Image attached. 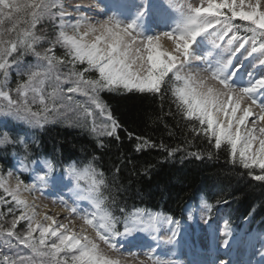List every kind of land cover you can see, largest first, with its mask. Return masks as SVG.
<instances>
[{
	"label": "snow or ice",
	"instance_id": "6c2138e0",
	"mask_svg": "<svg viewBox=\"0 0 264 264\" xmlns=\"http://www.w3.org/2000/svg\"><path fill=\"white\" fill-rule=\"evenodd\" d=\"M173 10L178 12V19L171 30L144 38L135 30V21L123 24L109 17L92 22L81 13L79 5L72 9L78 14L73 19L64 10L61 0H0V114L15 116L33 127L58 120L87 127L95 108L105 120L99 125L93 120L90 131L97 137L119 139L120 124L100 98L101 92H136L159 96L161 100L165 93H170L176 115L188 122L189 132L203 136L216 150L226 145L228 159L234 166L247 170L256 181H264V100L257 99L258 93H264V75L253 80L250 72V79L241 85L235 80L236 71H228L232 57L246 43L252 45L247 56L259 52L264 57V0H200L198 6L185 0ZM236 20L244 23L236 24ZM45 22H52L56 29L50 38L37 31V25ZM217 26L215 37L221 41L229 32L236 33L241 28L248 35L227 57L223 52L215 56V50L221 48L215 40L211 50L198 54L199 38ZM162 38L173 44L171 50L162 47ZM236 38L234 35L233 39ZM233 39L228 41L229 45ZM42 43L49 47L38 50ZM56 45L64 49L63 58L51 54ZM29 53L45 63L27 69V78L17 83V98H13L12 89L8 88L10 69L16 66L19 75L20 57ZM193 60L205 67L193 66ZM257 64L264 67V58H259ZM65 65L69 67L61 73L60 68ZM93 72L98 74L94 78L90 75ZM209 80L220 87L209 84ZM65 85H68L66 92ZM46 86L50 88L47 93ZM77 93L85 100H76L73 94ZM33 104L39 105L38 111H33ZM69 113H74L72 120H68ZM249 122L252 127H247ZM131 135L129 133L130 138ZM136 139L137 151L155 146L148 139ZM14 143L27 150L26 142L13 141L7 130L0 135V146ZM173 155L174 151H170L169 156ZM44 167L46 174L36 176L41 184H47V173L53 171L54 165L45 161ZM255 169H259L260 174H254ZM19 171H29L23 161ZM65 171L75 181L72 189L75 200H86L93 209L81 214L73 204L69 213L78 216L94 235L83 230L77 232L70 224L57 223L50 215L37 219L34 208L21 198L22 193L35 190L36 184H27L17 175L13 186L0 175V206H15H9L7 213L0 211V237L5 238L10 249L15 247L10 243V238H14L28 252L27 255L17 252L13 256L0 253V264H121L119 255L136 253L131 248L125 252L118 246L119 237H130L138 231L159 233L165 224L171 232L165 243H173V238L178 236L180 221L139 209L124 217L123 232L119 231V221L107 207L103 192L107 186L105 175L97 170L94 161L82 167L71 164ZM82 181L86 187L81 185ZM201 203V218L207 224L212 219V205L206 201ZM17 210L20 215H15ZM6 215L12 216L7 227ZM193 218V211H189L188 219ZM20 221H27V227L17 233L15 229ZM224 223L222 231L227 238L222 246L227 247L231 229L227 221ZM37 232L38 235H33ZM145 255L152 258L150 253ZM153 264L165 262L156 259ZM218 264H226V261Z\"/></svg>",
	"mask_w": 264,
	"mask_h": 264
},
{
	"label": "trees",
	"instance_id": "16d2710c",
	"mask_svg": "<svg viewBox=\"0 0 264 264\" xmlns=\"http://www.w3.org/2000/svg\"><path fill=\"white\" fill-rule=\"evenodd\" d=\"M47 24L41 30L50 38L56 30ZM41 30L38 26V33ZM29 57H20V64ZM17 70L14 66L8 77L12 91L18 82L23 83ZM100 98L120 124L119 139L97 137L88 127L48 123L30 128L18 121L0 119V135L7 130L13 141L24 140L27 145L26 151L18 143L0 146V175L5 176L21 161H51L54 169L63 170L93 160L105 175L107 207L118 220L137 209L180 220L188 208L206 201L212 205L211 213L223 208L227 223L239 225L247 220L248 227L254 225L264 232V181H256L247 170L234 166L226 145L216 150L203 136L189 132L188 122L176 115L170 93L161 100L151 94L103 91ZM137 137L155 146L137 151ZM100 143L104 146L99 147ZM170 151H174L173 156H169ZM254 174L260 172L254 170ZM19 176L26 183L27 179ZM0 211L7 213L2 206ZM5 218L11 220L12 216Z\"/></svg>",
	"mask_w": 264,
	"mask_h": 264
},
{
	"label": "rangeland",
	"instance_id": "374dc122",
	"mask_svg": "<svg viewBox=\"0 0 264 264\" xmlns=\"http://www.w3.org/2000/svg\"><path fill=\"white\" fill-rule=\"evenodd\" d=\"M84 1H86V0H82V2H84ZM87 1L89 2V5H90L91 0H87ZM137 1L142 3V0H137ZM170 1H172L177 7L181 4H184L181 0H170ZM198 1H200V0H198ZM192 2H193V4L196 3V1H192ZM94 3L96 4L97 7H100L96 1ZM72 9L73 8L66 7L64 5V10L66 12H69L71 15V18L74 19L76 17L75 15H78V14L73 12ZM83 14L85 15V13H83ZM176 15L178 16V12H176ZM47 23H50L51 26L53 27L52 22H45L41 25H37V27L39 26L40 30H41V28H43L45 30L46 29L45 26L48 25ZM57 23H58V21H57ZM234 23L242 24L244 22L236 20V21H234ZM8 26H10V25H8ZM218 30H219V26H218ZM218 30H217V28L213 29L212 30L213 34H215V31H218ZM41 32H42V30H41ZM238 33L246 34L243 31V29L241 28L239 30V32H236V33L229 32L228 35L225 36L222 41L218 40L216 38L214 40H216V44L221 45V49L225 48V52L229 53V51H234L235 48L238 47L239 44L241 42H243V40L245 39V38L239 36ZM234 35L237 37L236 39H233ZM246 35H248V34H246ZM211 36L212 35H210L208 37L211 39ZM230 39H233L232 45L228 44V41ZM42 44H44V43H42ZM41 45H38V50L42 51L44 48L41 47ZM210 45L212 46V44L208 43V46H210ZM251 47H252V45L250 42L246 43L244 48L236 53L237 61L239 62L238 65L245 66L246 68H249V65L251 67H253L254 64H257V61L259 58H264V57H261V54L259 52L254 53L250 57L247 56V53L251 49ZM55 48H57L61 51L53 50V52L51 54L63 58L64 49H62L59 45H56ZM29 55H30V57H29L28 61L24 62V63H28V64L24 65V63H21L19 66L20 76L22 77V81L26 80L27 76L25 73L29 67H34L38 63L39 64L45 63L43 61H38L37 58L34 57L32 54L29 53ZM236 65H237V62L235 63L234 66H236ZM68 67L69 66H67V65L62 66L60 68V72L61 73L65 72ZM78 67L83 68V67H85V65H79ZM13 68H14V66L10 70H12ZM234 70H236V69L230 70L229 73H231ZM90 75L94 78L98 74L93 72ZM259 77L260 76L257 75L256 77H254V79L259 78ZM9 85H10V83H9ZM12 87H14V85ZM64 87H65V92H66L68 85H65ZM48 91H50V88H48L46 86L45 92L47 93ZM11 95L13 98H17L15 90L11 92ZM73 95H74V98L76 100H80V101L85 100V98L83 96L79 95L78 93L73 94ZM260 95H261L260 98L263 99L264 93H260L259 96ZM32 108H33V111H38L39 105L33 104ZM92 110L95 113V115L93 117L88 118V126H87L88 128H91L93 120L96 121L97 125L103 123L105 120V116L101 115L98 109L92 108ZM73 118H74V113H69L68 114V120H72ZM0 119H9L11 121H18L24 125L29 126L30 128H40V127H33L32 125L28 124L25 120L18 119L15 116H11V115L0 114ZM50 123H58L61 125H70V124L64 122L63 120H58L56 122H50ZM252 126L253 125L251 124V122H249L248 127H252ZM24 164L29 169L28 172L30 173V178H31L29 180H32V181H29L28 184L35 183L36 189L32 190L30 192L22 193L21 198L26 200L27 203L34 208V210L37 213V219H41L44 215H50L53 218L58 219L60 221V222L57 221V223L70 224L71 227H73V224L75 222H78L84 228L85 233L87 232L90 236L94 235L92 233L91 229L87 228L83 224L82 220L80 218H78V216L71 215L69 213V208L72 207L73 204H75L78 207L81 214H83L85 211L91 212L93 210L86 200H80V201L75 200V198H74L75 193H74V191H72V189L74 188L75 181L72 179V177L68 176L66 174L65 170L62 172H60V171H58L57 173L55 172V174L51 172V173H47V175H48L47 176V184H41V182L36 180V176L46 174L44 162H33L30 164H28V163H24ZM19 165H20V162H18V165L16 167V171L12 172L11 176H9V173L4 176L7 179L9 185H13V186L15 185L16 176L18 175L17 171H19ZM255 171H259V169H255ZM81 185L83 187H86V184L83 181L81 182ZM61 200H63L65 203L62 204L60 202ZM65 205H67V207ZM6 206L7 205L2 206V208L7 210L8 207H6ZM9 206L15 207L14 205H9ZM201 208H202V203L200 202L193 209L187 211V215H188L189 211H193L194 218L192 220H189L188 216H187V218L184 222L183 221L180 222V228L178 231V236L173 238V240H174L173 244L164 242V241H166V239L169 236H171V232L168 230L169 226L167 224H165V225H163V227L159 233H156L154 231L153 232L138 231V232L133 233V235L130 237H119L117 239L118 246L125 245L124 247L127 249L128 248L139 249V247H142V246H150L151 243L154 244L156 242V240L161 238L163 240L161 241L158 253H159V255H161L160 258L169 260V259H171V255L173 254L172 252L174 251L175 246L178 245L177 243L181 244L183 247H185V251L188 250L189 252L191 250L196 249L197 243L209 242L213 239H214V243L216 245H218V243L220 242V240L222 238L219 236V234L223 233L222 229H224V227H225V223L221 217L223 215V208L218 207L216 209V211L214 212V215H212V219L207 224H205L204 220L201 218ZM55 211L64 212L65 214H64V216L58 217L60 213L55 212ZM15 214L20 215V211L17 210L15 212ZM8 221H10V220L5 218L4 222L6 224L5 225L6 227L8 226V224H7ZM42 222L45 224L48 223V221H42ZM26 227H27V221H20L18 223L15 231L17 233H22L26 229ZM173 227H175V226H173ZM74 229L77 232L81 231L80 228H74ZM182 232H184L186 235H183ZM239 234L242 235L241 239H244L246 241V243L256 242L259 244L258 246H255V251H256L255 255H259V253H258L259 250L262 253H264V236L260 237V240L257 241L256 237L253 236V234H254L253 232L244 233L241 230L239 233H236V232H233L231 229V236L233 235V237H235V236H238ZM33 235H38V232L34 233ZM10 243L12 245H15V247L10 249L5 244V238L0 237V253L7 254L9 256H13L14 253H17V252H19L20 254H23V255L28 254L27 250L24 249L22 245H18L14 238H10ZM128 243H132V245H126ZM166 245H170V248H171V251H169L168 255L166 254V248H165ZM101 247H105V246L103 244H101ZM136 252L139 253L138 251H136ZM147 252L151 253L152 250L147 251ZM139 254H138L139 258H131L128 256H120V255L118 258L120 259L121 264H126L125 262L131 263V264L132 263L133 264H145V263L146 264H153V261L156 259L154 256H152V258L149 259V256H147V255L142 256V253H139ZM151 254H153V253H151ZM113 255H115V253H113ZM0 258H2V257H0ZM142 259L145 260V263H142Z\"/></svg>",
	"mask_w": 264,
	"mask_h": 264
},
{
	"label": "bare ground",
	"instance_id": "6f19581e",
	"mask_svg": "<svg viewBox=\"0 0 264 264\" xmlns=\"http://www.w3.org/2000/svg\"><path fill=\"white\" fill-rule=\"evenodd\" d=\"M121 1L122 2H126V4L130 3V2H127L126 0H121ZM61 2L66 7H70V8H74L77 5L81 6V13L82 14L85 13L87 18L90 21H92V22H96L98 20H102V19H107L109 17H113V15L108 16V14H106L105 11H103L104 9L101 10V8H93L92 7L93 5L90 6L89 2L87 0L84 1V2H82V0H61ZM158 9H159L158 6L152 7L153 12H155ZM159 12H160V14H162V9L158 10L157 13H159ZM75 16H77V15H75ZM113 18H115L118 21H121L123 24H127L128 22H130L128 19H125V18H123V20H128V22L122 21V20H120V19H118L116 17H113ZM155 18L156 19H155L154 24H153V26H154V30L153 31L143 30L137 24H135V30L137 32H139L142 37L147 38L149 36H155V35H158V34H161V33L165 32V31H169V30H171L173 28V27L169 26V21H164L163 19L160 18V16L155 17ZM160 43H161V45H162V47L164 49L171 50L173 48V44L167 38H162ZM201 49L202 48H199L197 46L198 54H203V53H205L207 51V50L203 51ZM209 50H211V48ZM220 54L221 53H219L218 49L215 50V56H219ZM226 56H227V54H225V57ZM192 64L195 67H201V68L205 67V65H203L201 62L196 61V60H193ZM239 68H241V67H239ZM253 72L255 73L254 77H256L258 74H259V76L264 75V67H260V66L259 67H254ZM251 78H253V76H251ZM208 83L209 84H214L215 87H217V88L220 87L219 84H217L214 81L209 80ZM246 83H244V84H246ZM248 126H249V123L247 124V127ZM259 126L260 125H257V127H259ZM55 212L60 213L58 217L64 216V214H65L64 212H59V211H55ZM56 221L60 222L58 219H56ZM73 227L74 228H80V230L84 231V228L78 222H75L73 224ZM86 234H88V233L86 232ZM219 236L222 237V238H221L220 242L218 243V246L215 245L214 239L209 241V242H201L204 246L209 247V248L201 247L200 250H198L194 255L188 254L189 259H188L186 254H182L180 256V259L182 261H184L186 264H198V263L199 264H201V263L206 264L209 261L207 260V258L205 256V253L207 251H210L212 253V255H209V256H211V258L213 256L217 257V256H220V255H224V257L230 258V260L228 262H226V264H238L239 262H242V261H243L242 263H248L247 261L249 259L251 260V262L253 264H263V262H264V253H262L259 250L260 255H255L254 254V248H255V246L259 245L258 243L255 242V244H247L246 247H241L243 242H244V239H241L242 235L239 234L238 236H235V237H232L230 235V239L228 241L227 247H223L222 246L223 245V241L227 237H225V235L223 233L219 234ZM257 241H259V240H257ZM223 249L227 250L229 252V255H226L225 251ZM131 251L133 253H136V255L122 254L120 256H128V257H131V258H139V256H138L139 253L134 251V249H131ZM125 252H127V250H125ZM142 256H146V255L142 253ZM180 259L175 260V259L171 258L170 260H166V259H159V260L164 261L165 264H182L180 262ZM125 263L126 264H131V263H128V262H125ZM142 263H145V260L142 259Z\"/></svg>",
	"mask_w": 264,
	"mask_h": 264
}]
</instances>
